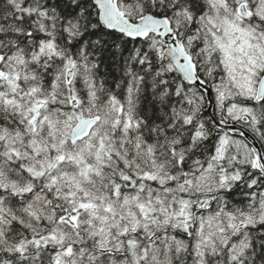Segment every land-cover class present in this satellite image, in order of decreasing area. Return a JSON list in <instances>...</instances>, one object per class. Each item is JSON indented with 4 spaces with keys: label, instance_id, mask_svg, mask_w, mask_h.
Segmentation results:
<instances>
[{
    "label": "snow or ice",
    "instance_id": "1",
    "mask_svg": "<svg viewBox=\"0 0 264 264\" xmlns=\"http://www.w3.org/2000/svg\"><path fill=\"white\" fill-rule=\"evenodd\" d=\"M0 264H264V0H0Z\"/></svg>",
    "mask_w": 264,
    "mask_h": 264
}]
</instances>
